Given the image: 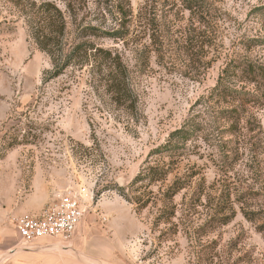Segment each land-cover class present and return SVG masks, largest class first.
Segmentation results:
<instances>
[{
  "label": "rangeland",
  "instance_id": "rangeland-1",
  "mask_svg": "<svg viewBox=\"0 0 264 264\" xmlns=\"http://www.w3.org/2000/svg\"><path fill=\"white\" fill-rule=\"evenodd\" d=\"M144 2L131 0L128 19L93 4L66 14L55 69L21 7L0 0V264L20 250L76 264H264V108L232 125L235 103L213 94L224 78L255 92L224 70L264 65V0H148L141 18ZM66 193L86 211L76 236L22 247L16 220Z\"/></svg>",
  "mask_w": 264,
  "mask_h": 264
},
{
  "label": "trees",
  "instance_id": "trees-1",
  "mask_svg": "<svg viewBox=\"0 0 264 264\" xmlns=\"http://www.w3.org/2000/svg\"><path fill=\"white\" fill-rule=\"evenodd\" d=\"M15 5L21 7L22 14L26 16L27 24L30 29L31 37L39 49L45 52L53 63L54 68L60 66L55 57L54 47L62 49L63 39L67 31V23L65 16H78L82 11L90 12V5H95L100 11L108 15L120 16L122 19H128L133 16L131 0H10ZM147 1L140 7L138 16L142 18L147 10ZM57 2H61L65 6V11L61 10ZM192 3V2H191ZM193 7V6H192ZM189 9L192 10L193 8ZM30 8V9H29ZM264 11V9L262 10ZM78 48H73L72 52L80 51ZM93 49V48H92ZM91 50V49H90ZM70 59L63 62L60 69L57 70L55 76L60 75L69 65ZM235 75L236 82H245L253 85L255 92L238 91L230 87L231 80L227 78L221 79L219 84L213 91V94L222 97L225 100H231L235 103L226 110V120L232 125L249 124L250 113L252 109L264 108V65L255 64L247 59L243 60L239 65L234 66L228 64L224 70L227 75L229 72ZM229 84V85H228ZM254 116L252 115V118ZM255 119V117H254ZM256 131L255 135L262 142V125L255 119ZM252 129V128H251ZM250 130V129H249ZM255 132V128L250 130ZM157 179L156 181H161ZM176 193V192H175ZM174 195V194H173Z\"/></svg>",
  "mask_w": 264,
  "mask_h": 264
},
{
  "label": "built area",
  "instance_id": "built-area-1",
  "mask_svg": "<svg viewBox=\"0 0 264 264\" xmlns=\"http://www.w3.org/2000/svg\"><path fill=\"white\" fill-rule=\"evenodd\" d=\"M85 212L80 200L72 193L59 196L53 206L16 220L21 243L31 245L41 240L69 241L76 236Z\"/></svg>",
  "mask_w": 264,
  "mask_h": 264
},
{
  "label": "crops",
  "instance_id": "crops-1",
  "mask_svg": "<svg viewBox=\"0 0 264 264\" xmlns=\"http://www.w3.org/2000/svg\"><path fill=\"white\" fill-rule=\"evenodd\" d=\"M36 209V208H35ZM38 209V208H37ZM2 217H9V212H5ZM3 226H0V239L4 236ZM20 238V236H19ZM44 240L36 242L31 245L22 244V247H36ZM3 240H0V243ZM4 244V243H2ZM76 264L73 260L67 256L62 255H46L41 254L40 252H25V251H14L9 257L5 258L2 261V264Z\"/></svg>",
  "mask_w": 264,
  "mask_h": 264
}]
</instances>
